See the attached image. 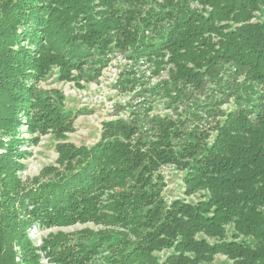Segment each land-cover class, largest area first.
<instances>
[{
	"label": "trees",
	"instance_id": "obj_1",
	"mask_svg": "<svg viewBox=\"0 0 264 264\" xmlns=\"http://www.w3.org/2000/svg\"><path fill=\"white\" fill-rule=\"evenodd\" d=\"M0 5V264H208L219 253L228 264H264V0ZM112 47L134 48L159 67L169 55L172 78L157 86L167 97L202 87L223 66L249 81L254 97L211 110L206 129L158 119L150 140L134 138L139 127L122 118L105 121L93 145L58 144L62 170L26 184L22 147L39 137L24 129L65 140L77 116L35 84L55 68L60 79L82 72ZM168 163L184 171L185 196L171 202L159 174ZM85 221L121 225L133 239L83 229L37 246L29 233Z\"/></svg>",
	"mask_w": 264,
	"mask_h": 264
},
{
	"label": "rangeland",
	"instance_id": "obj_2",
	"mask_svg": "<svg viewBox=\"0 0 264 264\" xmlns=\"http://www.w3.org/2000/svg\"><path fill=\"white\" fill-rule=\"evenodd\" d=\"M168 57L166 55L165 63L159 67L157 58L153 57L149 61L148 56L141 55L134 48L112 47L104 54L95 53L89 57L82 72L73 70L69 78L60 79L55 68L47 77L39 80L35 84L38 93L62 102L61 105L66 110L73 109L77 116L73 119V130L64 134L65 140L53 132L30 134L24 129V136H37L39 140L30 141L22 147L27 153L21 157L25 165L20 171L21 179L28 185L50 179L56 170H62L65 165L59 161L58 144L93 145L99 140L105 121L122 118L130 125L139 127L134 138L140 135L150 140L158 119L182 122L180 125L187 130L206 129L208 122L215 119L211 110H228L236 100L254 97L253 93L247 94L249 91L244 90L250 84L249 81L236 78L229 67L227 69L225 66L217 76L211 79L206 77L202 87L181 86L183 94L177 91L173 93V97H167L165 90L157 86L172 78L173 64L166 62ZM159 174L166 183L162 191L166 202L178 197L184 198L182 169L176 164L168 163L160 167ZM204 193L206 191L201 190L187 199L198 200ZM83 229L94 232L111 230L120 235L125 233V236L133 239L127 228L121 225H105L93 221L42 229L34 227L29 233L34 244L39 246L42 238L49 234L63 232L73 235ZM169 251L164 248L159 254L164 256ZM101 261L102 258L97 260L99 263ZM228 263L230 259L219 253L208 264Z\"/></svg>",
	"mask_w": 264,
	"mask_h": 264
}]
</instances>
